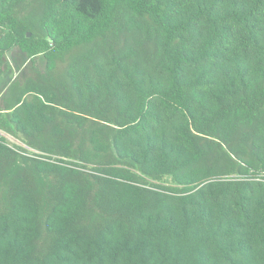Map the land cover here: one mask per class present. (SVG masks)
<instances>
[{"label":"trees","instance_id":"16d2710c","mask_svg":"<svg viewBox=\"0 0 264 264\" xmlns=\"http://www.w3.org/2000/svg\"><path fill=\"white\" fill-rule=\"evenodd\" d=\"M0 131V264H264V0H0Z\"/></svg>","mask_w":264,"mask_h":264},{"label":"rangeland","instance_id":"374dc122","mask_svg":"<svg viewBox=\"0 0 264 264\" xmlns=\"http://www.w3.org/2000/svg\"><path fill=\"white\" fill-rule=\"evenodd\" d=\"M9 63H10V67H11V69H12V73L8 76V78L4 81V83H2L3 86L9 81V79H11V78L13 77V74H14V76H16V75L18 74V71H17L16 65L14 64V62H13V60H12L11 57L9 58ZM19 64H20L21 66H23V65L25 64V62L22 61V60H20ZM0 132H1L2 134L6 135L7 138H8L10 141H12V142H19V141L17 140V138L13 137L12 135H9V134H7V133H4L3 131H0ZM20 143H21V142H20ZM24 146H25V145H24ZM25 147L28 149L27 146H25Z\"/></svg>","mask_w":264,"mask_h":264},{"label":"built area","instance_id":"2783aa9c","mask_svg":"<svg viewBox=\"0 0 264 264\" xmlns=\"http://www.w3.org/2000/svg\"><path fill=\"white\" fill-rule=\"evenodd\" d=\"M18 143H20V142H18ZM30 150H32V149H30Z\"/></svg>","mask_w":264,"mask_h":264},{"label":"water","instance_id":"95a60500","mask_svg":"<svg viewBox=\"0 0 264 264\" xmlns=\"http://www.w3.org/2000/svg\"><path fill=\"white\" fill-rule=\"evenodd\" d=\"M31 33H29V35H30Z\"/></svg>","mask_w":264,"mask_h":264}]
</instances>
